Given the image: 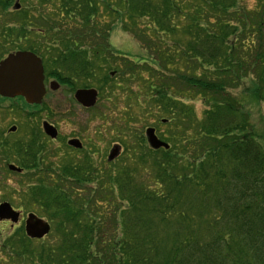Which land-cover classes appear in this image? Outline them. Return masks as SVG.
<instances>
[{"label":"trees","instance_id":"trees-1","mask_svg":"<svg viewBox=\"0 0 264 264\" xmlns=\"http://www.w3.org/2000/svg\"><path fill=\"white\" fill-rule=\"evenodd\" d=\"M246 2L90 0V17L106 22L81 12L82 28L105 29L108 44L121 22L146 51L120 71L124 110L131 121L153 116L170 149L141 133L131 147L125 130L132 156L104 173L90 154L48 166L26 205L52 230L40 241L12 233L0 243L9 264H264V145L252 119L264 107V0ZM46 70L68 83L92 68ZM135 81L139 93L126 90ZM115 82L96 85L113 95Z\"/></svg>","mask_w":264,"mask_h":264},{"label":"flooded vegetation","instance_id":"flooded-vegetation-1","mask_svg":"<svg viewBox=\"0 0 264 264\" xmlns=\"http://www.w3.org/2000/svg\"><path fill=\"white\" fill-rule=\"evenodd\" d=\"M90 9V0H0V64L12 54L28 52L36 55L44 67L45 95L40 103H29L23 96L0 94V180L19 184L25 193L36 186L41 175H49L47 168L51 165L53 168L58 159L60 142L68 145L69 141L78 140L75 136L64 140L60 132L57 118L61 89L69 92L72 103L77 104L80 111L90 112L101 100L96 84L109 88L118 80L125 64L136 63L127 57L128 53L117 51L111 43V32L106 44L105 29L81 27V12L84 19L105 25L100 13L90 17ZM99 11L104 13L105 6ZM65 60L74 65H87L92 70L87 76L71 77L68 83L50 77L46 70L48 63L55 67ZM92 88L98 91L99 99L95 107L86 108L76 100L75 94L78 90ZM52 129L56 137L52 136ZM72 149L82 152L84 145ZM21 203L16 208L8 200L0 202V206L9 204L18 214L17 223L0 220L1 225H9L12 233L22 230L27 238L25 230L31 214L51 226V222L40 217L36 210L26 213L23 201Z\"/></svg>","mask_w":264,"mask_h":264},{"label":"rangeland","instance_id":"rangeland-1","mask_svg":"<svg viewBox=\"0 0 264 264\" xmlns=\"http://www.w3.org/2000/svg\"><path fill=\"white\" fill-rule=\"evenodd\" d=\"M103 1V0H101ZM256 0H247L246 6L248 8H254ZM108 21V19H107ZM111 43L118 50H122L121 53L126 55L128 58L136 61L137 64L143 65L148 61V55L146 51L141 48V44L136 40L132 34L125 32L122 29L121 22H116L111 32ZM130 56V57H129ZM130 58V59H131ZM122 79L119 76L116 83H118V89H115L114 94L104 93L100 95V102L96 108L90 112L80 111L77 104L72 103V98L66 89H61L58 93L59 103V114L57 123L59 125L60 132L63 134L64 140L69 136H75L84 145L83 152H74L66 142H60V148L58 153V159L53 165L54 171L58 170L60 164L66 161V158H74L75 161L80 160L86 155L90 154L95 167L105 172L108 164L114 167L119 162L124 161L128 155L132 156L130 152H126L125 147L122 144V133L123 131L130 138L131 147L135 142L133 134H143L145 137V131L149 127H153L157 130V134L164 136L166 129L159 125L155 118L151 115L145 114L143 119H133L131 121L130 115H126L124 100L128 97V92H123ZM130 88L135 92L139 93L141 85L138 81H135ZM112 87V86H111ZM96 88V87H95ZM110 90V88H109ZM195 107L199 116L204 111V105L201 102H196ZM145 112V111H144ZM254 120V128L256 134L261 138L262 144L264 145V107L257 108L252 113ZM133 137V138H132ZM120 147V155L113 161H108V156L113 148ZM130 147V146H129ZM22 186L15 184L14 182L6 183L5 180H0V202L8 200L14 207L19 208V203L25 207L26 213L34 212L40 215V209L26 205V200L29 192L25 193L22 191ZM25 193V194H24ZM40 217H43L40 215ZM46 219L45 217H43ZM49 221V220H48ZM11 227L0 224V243L5 241L7 237L12 234ZM0 264H9L5 253L0 251Z\"/></svg>","mask_w":264,"mask_h":264},{"label":"water","instance_id":"water-1","mask_svg":"<svg viewBox=\"0 0 264 264\" xmlns=\"http://www.w3.org/2000/svg\"><path fill=\"white\" fill-rule=\"evenodd\" d=\"M43 81L44 67L42 61L32 53L12 54L0 64V94L4 97L23 96L29 103L38 104L45 95ZM75 98L84 107L92 108L97 103L98 92L94 89L78 90ZM52 136L56 137L55 131ZM146 138L153 150L170 149L167 143L157 137L154 128L146 130ZM68 145L78 149L82 148V144L78 140H71ZM120 153V147L113 148L108 156V161L115 160ZM12 169L15 168L12 167ZM17 215L9 204L0 206V220H11L17 223ZM25 231L29 238L41 240L50 234L51 226L46 221L31 214Z\"/></svg>","mask_w":264,"mask_h":264}]
</instances>
